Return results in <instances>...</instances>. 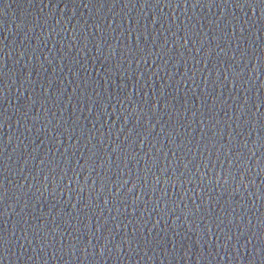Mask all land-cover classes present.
<instances>
[{
	"label": "water",
	"instance_id": "1",
	"mask_svg": "<svg viewBox=\"0 0 264 264\" xmlns=\"http://www.w3.org/2000/svg\"><path fill=\"white\" fill-rule=\"evenodd\" d=\"M193 3L0 0V264H264V15Z\"/></svg>",
	"mask_w": 264,
	"mask_h": 264
},
{
	"label": "snow or ice",
	"instance_id": "2",
	"mask_svg": "<svg viewBox=\"0 0 264 264\" xmlns=\"http://www.w3.org/2000/svg\"><path fill=\"white\" fill-rule=\"evenodd\" d=\"M199 4H200V0H194L193 6H196ZM224 4H226V5L231 4L233 7L239 6L242 9H244V8L249 9L250 8L253 12H255V9L257 7H259L262 15H264V0H233L232 3H229L228 0H224ZM234 19H236V18L234 17ZM244 24H247V21H245ZM216 27L219 29L220 25L217 24ZM243 28H245V27L242 26V29H241L242 31H243ZM225 35H227L226 32H225ZM100 46L101 45H97V50H99ZM218 47H219V45H218ZM221 50L223 51V49H221ZM241 58H243L242 52H241ZM233 71L235 72L234 69H233ZM252 71H255V68H253ZM237 75H238V73H237ZM225 79H227L226 76H225ZM261 104L264 105V99L261 100ZM257 112L259 113V109H257ZM0 115H2V114H0ZM254 115H256V114L252 113L251 111H249L248 113H245L244 111H242L240 113V115L236 117V119L238 121H242V125H246L248 127L249 135H251L252 131H257L259 133L258 138H257V143L259 144L260 149H264V113L259 114V118L261 120L259 127L254 126L252 123V117ZM241 117H243V119H241ZM217 123H219V122H217ZM153 127H154V125H153ZM136 134H137V136H139V133H136ZM236 135L239 136L240 133H236ZM205 137H206V135H205ZM232 144H233V141L229 140V148L230 149L232 148V146H231ZM118 147H120V146L118 145ZM236 147H238L242 150L244 148H247L248 146L245 143L242 147L239 146L238 144ZM116 151H117L116 148L112 149L113 153H115ZM261 154H262V156H264V152H262ZM94 155H95V153H94ZM236 158L243 160L242 151L236 152ZM89 159L91 160V157H89ZM244 161L245 160H243V163L238 165V167L243 168L245 172H248L249 168L245 166ZM185 167H187V166L185 165ZM149 172H151V169H149ZM227 174L229 176H231L233 173H232V171H229ZM183 175H184V173L180 174V176H183ZM218 178H219V175H217V179ZM240 178H241V182H243V179H244V173L243 172L241 173ZM125 183H127V181H125ZM156 183L157 184L159 183V178H157ZM225 183H227V181H225ZM144 184H145V186L147 185V180H144ZM246 187H247V185H246ZM0 189L3 190L2 192H0V200H2L7 193L4 183H0ZM79 190L83 191L82 188ZM262 195H264V193H262ZM257 198L259 199L260 197H257ZM217 219H219V218L217 217ZM221 223H223L222 220H221ZM217 227H219V225H217ZM260 229H262L259 233V240H260L261 247L259 249H257V252L264 253V216H262L260 219ZM98 231H100V229H98ZM208 231H211V229L209 228ZM245 231H247V230H245ZM241 235H244V232H241ZM251 235L256 236L257 235L256 231H253L251 233ZM248 242L251 243V240H249ZM7 243H8L7 237L5 235H0V247L6 246ZM148 243L152 244V242H150V241Z\"/></svg>",
	"mask_w": 264,
	"mask_h": 264
},
{
	"label": "clouds",
	"instance_id": "3",
	"mask_svg": "<svg viewBox=\"0 0 264 264\" xmlns=\"http://www.w3.org/2000/svg\"><path fill=\"white\" fill-rule=\"evenodd\" d=\"M117 250H119V247L117 246Z\"/></svg>",
	"mask_w": 264,
	"mask_h": 264
}]
</instances>
